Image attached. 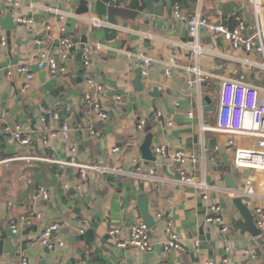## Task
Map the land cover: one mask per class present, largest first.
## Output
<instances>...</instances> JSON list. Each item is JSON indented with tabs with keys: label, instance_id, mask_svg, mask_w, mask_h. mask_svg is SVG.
I'll use <instances>...</instances> for the list:
<instances>
[{
	"label": "crops",
	"instance_id": "crops-1",
	"mask_svg": "<svg viewBox=\"0 0 264 264\" xmlns=\"http://www.w3.org/2000/svg\"><path fill=\"white\" fill-rule=\"evenodd\" d=\"M13 1L16 19L33 21L31 28L23 23L12 30L10 43L7 31L0 27V41L6 35L8 42L5 48L0 45V238L11 242L10 250L1 254L4 259L15 261L26 255L30 264H264V245L250 233L230 230L224 236L221 226L207 222L212 205L217 204L231 226L233 217L240 218L233 203L240 195L252 211L264 207V169L234 168L230 135L211 129L220 103V92L215 91L219 77L236 76L240 67L232 57L247 55L207 29H201L197 38L191 36L188 25L174 15L179 1L160 0L151 11L140 0H112V4L109 0H87V4L81 0ZM10 4L11 0H0V11ZM85 5L88 11L77 14ZM182 8L186 14L200 12L209 21L227 26H232L233 18L245 24L253 20L248 0H186ZM95 18L103 20V25L95 26ZM70 35L67 71L53 75L48 68H39L42 55L60 56L61 40ZM82 35H87L89 43L101 45L86 70L78 65L74 43ZM134 51L153 59L145 74L140 60H128ZM18 65H28L35 74L29 89H23L25 76L14 70ZM194 67L207 76L201 87L189 85ZM10 69L15 72L9 74ZM138 69L144 75L141 91L135 88ZM258 72L262 71L246 68L243 74L252 83ZM89 78L103 87L92 90L107 119L88 112ZM154 85L160 88L157 98L149 95ZM212 89L218 95L216 102ZM206 96L215 111L205 110ZM55 112L59 120L53 119ZM140 120L147 123L143 128H139ZM63 124L72 131L67 141L61 132ZM17 131L29 137L30 144L16 140ZM150 133L154 146L166 144L171 154L184 149L196 154L199 163L186 159L179 165L172 156L156 154L155 161L145 160L140 147ZM239 142L256 145L255 138ZM71 146L76 147L80 163L106 169L90 170L81 188L79 168L59 163L71 160ZM180 166L212 186L210 198L203 199L199 190L180 182ZM139 167L141 174L135 175ZM225 175H231L239 188L228 187ZM42 188L48 192L47 199L40 196ZM242 190L247 194H241ZM143 196L156 221L150 228L153 249L120 247L110 229L119 227L120 239H128L130 225L143 220L139 209ZM33 212L41 217L28 223L24 217ZM158 213L163 218H157ZM168 220L174 222L185 251H164ZM55 222L62 228L53 238L64 243L50 250L39 238ZM86 224L94 239H75L85 232ZM247 249L255 257L246 255Z\"/></svg>",
	"mask_w": 264,
	"mask_h": 264
},
{
	"label": "built area",
	"instance_id": "built-area-1",
	"mask_svg": "<svg viewBox=\"0 0 264 264\" xmlns=\"http://www.w3.org/2000/svg\"><path fill=\"white\" fill-rule=\"evenodd\" d=\"M13 1V0H11ZM112 0H109L111 3ZM253 13V20L250 24H245L241 19L238 21V25L231 28L224 23H216L209 21L207 18L203 17L201 13L195 15L186 14L183 11L181 4H176L174 7V15L179 20H182L188 25L189 33L191 36L197 38L199 36L201 29H207L209 32L217 34L224 38L226 41L230 42L231 47L234 50H241L247 57H232L236 62L237 66L242 68V72L237 71V75L234 76H220V103L217 109L216 123L212 130L226 133L230 135L228 140L229 149L232 150V164L237 170L243 168H259L264 169V89L248 82L246 80L243 71L246 68H253L256 70L264 71V0H248ZM20 3H17V5ZM19 21L27 25L29 28L32 27L31 18H21ZM104 21L98 18L93 19V24L97 27L103 25ZM6 35L1 36L0 45L1 47L7 46ZM73 44V40L70 38H64L61 40V54L58 57L51 55H42L41 59L38 61L37 66L39 68H48L49 71L56 75L60 72L67 71V60L69 59V49ZM198 44V42L196 43ZM101 48L100 44L97 43H87L83 50L82 55V68L84 70L88 69L92 63L93 53ZM198 52H202L201 47L197 48ZM198 55L200 53H197ZM134 59L140 60L145 67L144 74L147 72L148 67L152 64V58L148 57L142 51H134L128 54V60L131 62ZM61 60H64V62ZM63 63V64H61ZM17 73L25 76L26 82L24 83L23 89H29L31 81L35 77L32 68L28 65H18L14 69ZM9 70L8 73L12 74L15 72ZM193 76L188 81L189 85L195 87H201L206 79V75L201 72L198 67L193 68ZM234 74V73H232ZM167 75H171V71L167 70ZM89 88L85 92V102L89 113H97V116L101 119H107L108 114L102 109L100 102L96 98L92 89L95 91H101L103 89L101 84H98L93 79L89 78L88 81ZM189 117H193V113H188ZM53 119L59 120L60 115L55 112L52 115ZM46 121V117H43ZM145 120L139 121V128H143L146 125ZM62 136L65 141L69 140L71 137V129L69 125L63 124L61 126ZM53 136L56 133L52 134ZM14 138L19 140L23 144H30V138L23 136L21 131L15 133ZM244 138H255V147H250L239 142ZM76 147L71 146L72 158L70 161H59L61 164L72 165L79 168V177L81 188L90 170L105 171L103 165H87L82 164L76 158ZM156 155L161 157L172 156L177 164L181 165L186 159H190L193 164L199 163V157L186 151L184 149H179L171 154L169 147L166 144L155 145L153 149ZM1 163V162H0ZM140 167L134 172L135 175L141 174ZM180 171V182L189 186L194 187L199 190L202 194L203 199L207 200L210 198L209 191L212 186L209 185L205 180H197L194 175L189 174L182 166L179 168ZM1 192V191H0ZM249 194L252 193V189H248ZM40 196L44 199L49 197L46 189H40ZM245 191H241V194H245ZM247 194V193H246ZM245 194V195H246ZM254 220L257 227L261 230V237L264 241V207L257 206L253 209ZM40 213H30L24 218L30 223L35 218H40ZM157 218H163L162 213L157 214ZM207 222L221 226V232L225 236L230 231V226L225 222L222 214V208L220 205H212V214L207 218ZM13 231H17V224L13 221L11 224ZM62 228L59 222H55L48 227H46L40 234V242L45 245L48 249L54 250L57 247H61L64 242L55 240L53 238V233ZM166 240L163 242V248L166 253H178L185 251V246L183 245L179 234L175 230V225L172 220L166 221L165 225ZM110 233L115 236L118 240V245L120 247H135L143 251H149L153 249L151 230L145 221L139 220L132 223L129 227V237L128 239H120L121 229L119 227H111ZM199 241H195V248L198 250ZM252 250H245L246 255L254 256ZM0 264H30V261L26 255H23L15 261H7L0 254Z\"/></svg>",
	"mask_w": 264,
	"mask_h": 264
},
{
	"label": "water",
	"instance_id": "water-1",
	"mask_svg": "<svg viewBox=\"0 0 264 264\" xmlns=\"http://www.w3.org/2000/svg\"><path fill=\"white\" fill-rule=\"evenodd\" d=\"M142 1L146 9L148 11H151L154 7L155 2H159L160 0H140ZM167 3L171 4L172 0H166ZM81 3L87 4V0H81ZM14 8H15V1H12V4L10 6H4L3 11H0V27L2 30L7 31V35L9 37V43H10V35L12 30H16L18 27H20L23 23L16 19L14 14ZM88 11V7L85 5V7H82L77 11V14H83ZM169 11H172V6L169 8ZM66 33H68L69 27L66 28ZM70 39H72V35H70ZM74 43L76 44L77 49V55L76 59L78 60V65H82V55L83 50L85 48V45L88 43V37L87 35H82L80 39H75ZM83 72V69H80V73ZM144 75L142 69L137 70V79L135 82V88L137 90H143L144 89V83H143ZM159 85H154L152 89L149 91V95H151L153 98H157L160 94L159 92ZM216 92H220V86H216L215 88ZM205 101L207 102V105L205 106V110L215 111V107L212 104V99L209 96L205 97ZM152 126H149L147 130H151ZM2 130L3 127H0ZM153 133L148 134L143 143L141 144L140 151L142 154V157L145 160L148 161H155L156 156L153 151L154 144H153ZM225 183L228 187L238 189L239 185L235 182L233 177L231 175H225ZM233 203L235 204V207L237 211L240 214V218L233 217L231 220V226L230 230H240L242 234L248 232L253 237L257 239V242L261 245H264V241L262 239L261 230L257 227L256 222L254 220V215L252 210L249 207V204L244 201L243 196H237L233 199ZM139 209L141 212V216L143 221L146 222L149 228H152L155 226L156 221L153 215L149 214V206H148V200L147 197L143 196L140 199L139 202ZM83 231H85L83 234L77 235L74 237L77 240L80 239H86L87 241H92L94 239V233L92 229H89L88 225L82 226ZM9 242V241H8ZM5 242L4 239L0 238V254H3L4 252H8V249L10 248L11 242ZM10 250V249H9Z\"/></svg>",
	"mask_w": 264,
	"mask_h": 264
},
{
	"label": "rangeland",
	"instance_id": "rangeland-1",
	"mask_svg": "<svg viewBox=\"0 0 264 264\" xmlns=\"http://www.w3.org/2000/svg\"><path fill=\"white\" fill-rule=\"evenodd\" d=\"M257 79H253L252 83L255 85H259L264 88V71L258 72ZM211 96L213 97V100L216 102L218 101V95L215 93V91L211 90ZM214 102V103H215Z\"/></svg>",
	"mask_w": 264,
	"mask_h": 264
},
{
	"label": "trees",
	"instance_id": "trees-1",
	"mask_svg": "<svg viewBox=\"0 0 264 264\" xmlns=\"http://www.w3.org/2000/svg\"><path fill=\"white\" fill-rule=\"evenodd\" d=\"M135 1V0H134ZM174 1H179V3L183 6L184 5V3H185V1L186 0H172V2H174ZM112 2L113 1H111V4H112ZM114 3V2H113ZM232 20V22L234 21V23H232V26H229V27H231V28H234L237 24H238V22H237V20L235 21V19L233 18V19H231ZM213 88H214V86H213ZM151 126V125H150Z\"/></svg>",
	"mask_w": 264,
	"mask_h": 264
}]
</instances>
